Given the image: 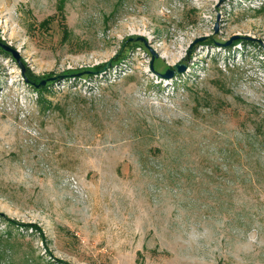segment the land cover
I'll use <instances>...</instances> for the list:
<instances>
[{
    "label": "rangeland",
    "instance_id": "1",
    "mask_svg": "<svg viewBox=\"0 0 264 264\" xmlns=\"http://www.w3.org/2000/svg\"><path fill=\"white\" fill-rule=\"evenodd\" d=\"M0 264H264V0H0Z\"/></svg>",
    "mask_w": 264,
    "mask_h": 264
},
{
    "label": "bare ground",
    "instance_id": "2",
    "mask_svg": "<svg viewBox=\"0 0 264 264\" xmlns=\"http://www.w3.org/2000/svg\"><path fill=\"white\" fill-rule=\"evenodd\" d=\"M137 27H139V26H137ZM133 29H134V28H133ZM133 32H135V33H137V34H140V35H145V31H142V29H138V28H136V29L133 30Z\"/></svg>",
    "mask_w": 264,
    "mask_h": 264
},
{
    "label": "water",
    "instance_id": "3",
    "mask_svg": "<svg viewBox=\"0 0 264 264\" xmlns=\"http://www.w3.org/2000/svg\"><path fill=\"white\" fill-rule=\"evenodd\" d=\"M171 75H172V72H167L164 76L165 78H170ZM42 84H44V82Z\"/></svg>",
    "mask_w": 264,
    "mask_h": 264
},
{
    "label": "trees",
    "instance_id": "4",
    "mask_svg": "<svg viewBox=\"0 0 264 264\" xmlns=\"http://www.w3.org/2000/svg\"><path fill=\"white\" fill-rule=\"evenodd\" d=\"M116 59H117V58H116ZM29 80H31L32 82H35V83L37 82V81H36V78H35L34 76H31V77L29 78Z\"/></svg>",
    "mask_w": 264,
    "mask_h": 264
}]
</instances>
